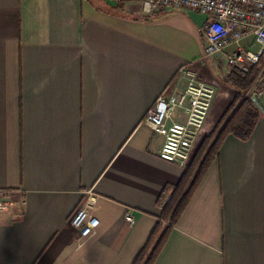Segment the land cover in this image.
Instances as JSON below:
<instances>
[{"label":"crops","instance_id":"crops-1","mask_svg":"<svg viewBox=\"0 0 264 264\" xmlns=\"http://www.w3.org/2000/svg\"><path fill=\"white\" fill-rule=\"evenodd\" d=\"M207 19L137 2L0 0V191L16 203L0 213V264H133L167 224L163 191L237 95L223 82L233 47L204 55ZM184 68L215 96L179 166L143 120L164 91L184 90ZM88 193L99 228L81 239L71 219ZM153 264H264L263 115L249 140L223 141Z\"/></svg>","mask_w":264,"mask_h":264},{"label":"built area","instance_id":"built-area-1","mask_svg":"<svg viewBox=\"0 0 264 264\" xmlns=\"http://www.w3.org/2000/svg\"><path fill=\"white\" fill-rule=\"evenodd\" d=\"M115 6L137 2L144 14L160 8L192 10L207 15L204 24V55L211 57L226 53V64L232 72L245 75L250 67L257 74L246 96L262 97L264 91V0H107ZM244 41L248 43L242 44ZM185 88L173 95L164 91L146 113L143 124L163 138L159 157L170 163L184 166L192 146L211 108L215 90L198 79L195 72L184 68ZM181 110L184 122L173 120ZM96 198L88 193L83 206L71 219V226L81 239L93 236L99 220L92 215ZM16 203L6 200L0 191V213L8 212ZM125 220L132 225L134 219L127 214Z\"/></svg>","mask_w":264,"mask_h":264},{"label":"trees","instance_id":"trees-1","mask_svg":"<svg viewBox=\"0 0 264 264\" xmlns=\"http://www.w3.org/2000/svg\"><path fill=\"white\" fill-rule=\"evenodd\" d=\"M257 72L256 67L253 66L245 75L231 72L223 79L225 84L237 91V95L211 135L204 139L191 167L186 170L179 183L163 191L159 205L162 207L161 219L167 221V224L152 232L149 241L139 252L133 264L154 263L168 230L181 216L206 170L217 157L223 141L227 137H233L242 142L250 139L261 113L251 97L246 96L245 93L251 89Z\"/></svg>","mask_w":264,"mask_h":264},{"label":"water","instance_id":"water-1","mask_svg":"<svg viewBox=\"0 0 264 264\" xmlns=\"http://www.w3.org/2000/svg\"><path fill=\"white\" fill-rule=\"evenodd\" d=\"M251 100L253 101V103L255 104L257 109L260 111L261 115L264 116V104L261 101V98H259L257 96H253V97H251Z\"/></svg>","mask_w":264,"mask_h":264},{"label":"rangeland","instance_id":"rangeland-1","mask_svg":"<svg viewBox=\"0 0 264 264\" xmlns=\"http://www.w3.org/2000/svg\"><path fill=\"white\" fill-rule=\"evenodd\" d=\"M249 41H244V42H242V44H244V43H248Z\"/></svg>","mask_w":264,"mask_h":264}]
</instances>
